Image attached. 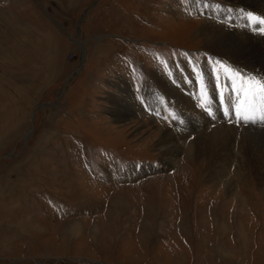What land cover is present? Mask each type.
<instances>
[{"label":"rangeland","instance_id":"obj_1","mask_svg":"<svg viewBox=\"0 0 264 264\" xmlns=\"http://www.w3.org/2000/svg\"><path fill=\"white\" fill-rule=\"evenodd\" d=\"M207 1L220 6L221 41L263 49L262 11L242 0ZM179 7L180 0H0V264H264L257 173L232 166L230 189L211 177L206 155L184 150L186 139L233 154L251 134L262 140L249 143L252 155L262 157L264 93L250 89L264 84V50L234 53L242 58L210 50L199 31L210 17ZM186 52L204 63L196 83ZM220 59L239 69L225 79Z\"/></svg>","mask_w":264,"mask_h":264},{"label":"bare ground","instance_id":"obj_2","mask_svg":"<svg viewBox=\"0 0 264 264\" xmlns=\"http://www.w3.org/2000/svg\"><path fill=\"white\" fill-rule=\"evenodd\" d=\"M243 2L245 1V3L249 4V6L251 5L252 9L249 8V10L251 11H262L264 13V2H261L260 0H242ZM241 2V0H240ZM93 5V4H92ZM246 5V4H245ZM191 6H194L199 12L203 13L205 12V15L206 16H209L210 17V20H207V24H204L203 27H201L199 29L200 31V34L202 33V35L204 34L205 35V39H206V46L210 49V50H223V51H227L228 54H231V55H234L238 58H242L241 56H237L235 55L234 53H242V55H249L251 53H258V52H262L264 50V42L263 41H259V43L261 44H256V45H259L261 46L263 49H261L260 47H249V48H246L242 51H239V49L241 48V46L237 49H234V47L236 46L235 42H234V45L231 47V43H226L225 41H221L217 35L218 34V31L220 30L221 32V29H216L215 26H223L222 24H218L214 19H218L220 17V14L218 13V11L215 10L214 7H219V5H216V4H212L210 2H208L207 0H191ZM247 7V6H246ZM256 8V9H255ZM236 9V8H235ZM229 22V21H228ZM78 26H80V29L77 31L78 33V40L75 39V43L79 46V51H80V60H81V64L82 66L85 64V58H86V45H85V42H83L82 38L80 37V33H81V25L78 24ZM222 28V27H221ZM225 30V29H224ZM223 32V31H222ZM228 32V31H226ZM235 32V30H234ZM198 34V33H196ZM224 34V33H223ZM227 34V33H226ZM231 34V33H230ZM217 37V38H216ZM220 37V36H219ZM203 38V37H202ZM242 41V40H241ZM257 41V40H256ZM250 42V41H249ZM253 44V43H252ZM248 46V45H247ZM212 52V51H211ZM264 53V51H263ZM217 55V54H216ZM214 54V56H216ZM221 55V54H220ZM220 57V56H219ZM218 59V58H217ZM259 63H264V58H259L257 60ZM78 69L77 73L79 71H81V67ZM243 66V65H242ZM239 67V66H238ZM241 67V65H240ZM248 68V67H247ZM259 70V68H258ZM251 71V70H250ZM264 71V70H263ZM253 72V71H252ZM259 72V71H258ZM76 73V74H77ZM75 74V75H76ZM74 75V76H75ZM161 81V80H160ZM165 81V80H164ZM168 83V82H167ZM184 84V83H183ZM192 86V85H191ZM175 88V87H174ZM192 89V88H191ZM171 90V89H170ZM167 92V91H166ZM187 92V91H186ZM171 96L172 94L169 93ZM185 95V94H184ZM205 96V93H203V98ZM173 97V96H172ZM196 98V97H195ZM202 98V102L204 103V100ZM168 99V98H167ZM180 105H182L181 109H185V108H189L187 102L183 103L181 100H177ZM184 101V100H183ZM39 108V106L37 107V109ZM117 111V110H116ZM158 112V111H156ZM159 113V112H158ZM117 114V113H116ZM128 119V118H127ZM126 119V120H127ZM32 120H33V123H32V126L30 127L29 129V133L30 134L32 132V129L34 128V120H35V113L32 115ZM164 122V121H163ZM162 122V123H163ZM204 125V124H203ZM164 126V125H163ZM225 126V125H224ZM254 126V125H253ZM227 127V126H226ZM231 127V126H230ZM229 127V128H230ZM200 128V127H198ZM197 128V130H198ZM212 129V128H210ZM245 130H250L251 132L252 131H255L256 127H247V128H244ZM214 130V129H213ZM169 131V130H167ZM202 131V130H201ZM225 131V130H224ZM195 132V131H194ZM197 132V131H196ZM195 132V133H196ZM258 132V131H257ZM264 132V131H263ZM228 133V132H227ZM247 133V132H245ZM255 133V132H254ZM262 133V132H261ZM244 134V133H243ZM242 134V135H243ZM169 136V134H167ZM229 135V134H228ZM237 135V133H236ZM248 135V134H247ZM259 135V134H257ZM171 136V134H170ZM169 136V137H170ZM209 136V135H208ZM220 136V135H219ZM218 136V137H219ZM234 136V135H232ZM240 136V135H239ZM255 136V135H254ZM202 137V136H201ZM204 137V136H203ZM206 137V136H205ZM216 137V136H215ZM235 137V136H234ZM246 136H243L242 138H244ZM260 137V136H259ZM27 138H28V135L26 136V141H27ZM175 138V137H174ZM223 138V136H222ZM241 138V137H240ZM262 138V137H261ZM210 139V138H209ZM213 139V137H212ZM235 139V138H234ZM238 139V138H237ZM236 139V140H237ZM260 140V142L262 141L260 138H256V137H253V135H248L247 138L244 139V142H243V146H242V149L241 148H236L235 149V152L232 154L228 153L229 151H225L226 153H224V149L221 150V149H218L219 147L216 145H209L210 146V149H204V148H201L199 147L198 143L196 142H193L191 140H186L184 141V143H186L185 145L187 147H184V150L186 151V153L188 154H196V155H201V154H204L206 155V158L208 160V164H207V171L209 172V174L211 175V177L213 179H216L218 180L219 182L221 181H224V182H228L229 181V184H230V189H234L236 186V178L235 176L233 175V173L231 172V167L232 166H238L239 169H242L243 171H253L255 173H257V176L259 178V180L262 182V184L264 185V169L260 168L259 165L260 163H264V161L262 160V157L264 159V152L262 151V153L260 154H263L262 157L259 155V154H255V157L254 155H252V152H253V149L251 148V146L249 145V143L252 141V140ZM197 140V139H196ZM219 140V138H218ZM209 141V140H208ZM217 141V140H216ZM234 141V140H233ZM238 141V140H237ZM240 141V140H239ZM238 141V142H239ZM174 142V141H173ZM215 142V141H214ZM236 142V141H235ZM179 143V141H178ZM231 143V142H230ZM259 143V142H258ZM169 144L170 142H166V140H161V143H160V146L165 148V149H168L167 152H169ZM180 144V143H179ZM214 144V143H213ZM218 144V142H217ZM222 144V143H221ZM239 144V143H238ZM200 145H201V142H200ZM204 145V144H203ZM208 145V144H207ZM224 145V144H223ZM222 145V146H223ZM254 145V144H253ZM176 146V145H175ZM180 146V145H179ZM205 146V145H204ZM241 146V145H240ZM174 147V146H173ZM234 147V146H233ZM256 147V146H255ZM180 148V147H179ZM207 148V147H206ZM254 148V147H253ZM258 148V147H257ZM178 149V148H177ZM226 149V148H225ZM173 150V149H172ZM231 150V149H230ZM257 150V149H256ZM260 150V149H259ZM177 151V150H176ZM198 152V153H195ZM164 153V157L167 158V159H173L171 155H169L168 153ZM171 152V151H170ZM260 152V151H259ZM172 153V152H171ZM176 153V152H174ZM173 154V153H172ZM217 154L220 155V158L217 157ZM259 155V156H257ZM205 157V156H204ZM200 158V157H199ZM181 162V161H180ZM179 162V163H180ZM192 162V161H191ZM184 163V162H183ZM216 164H222V166H220L218 169H215L216 168ZM223 164L227 165V166H224L223 167ZM182 165V164H180ZM195 166V165H194ZM264 166V165H263ZM227 167V169H226ZM147 168V167H146ZM143 170V169H142ZM140 172V171H139ZM241 172V171H240ZM243 174V172H242ZM242 177V176H241ZM221 179V180H220Z\"/></svg>","mask_w":264,"mask_h":264},{"label":"snow or ice","instance_id":"obj_3","mask_svg":"<svg viewBox=\"0 0 264 264\" xmlns=\"http://www.w3.org/2000/svg\"><path fill=\"white\" fill-rule=\"evenodd\" d=\"M252 19H256L255 17H252ZM260 24H264V20H259ZM236 77H240L239 73H235ZM233 83H235V81L233 80ZM245 83H247L246 81H241V85L239 89H236L238 91L239 94H244V85ZM251 91H258L260 93H264V84H261L260 81H252V87L250 89ZM221 99H223V96H221ZM244 119H249V117L247 115H245L243 117Z\"/></svg>","mask_w":264,"mask_h":264},{"label":"crops","instance_id":"obj_4","mask_svg":"<svg viewBox=\"0 0 264 264\" xmlns=\"http://www.w3.org/2000/svg\"><path fill=\"white\" fill-rule=\"evenodd\" d=\"M40 5L44 7L43 3H41V2H40ZM56 22H57V24H58L61 28L63 27L59 21L56 20ZM76 35H77L76 38H78V33H77ZM76 38H74V40H75Z\"/></svg>","mask_w":264,"mask_h":264},{"label":"water","instance_id":"obj_5","mask_svg":"<svg viewBox=\"0 0 264 264\" xmlns=\"http://www.w3.org/2000/svg\"><path fill=\"white\" fill-rule=\"evenodd\" d=\"M91 6H92V5H91ZM91 6H90V7H91ZM79 28H80V26H79Z\"/></svg>","mask_w":264,"mask_h":264}]
</instances>
